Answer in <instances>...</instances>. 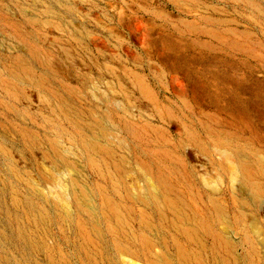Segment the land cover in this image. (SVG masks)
<instances>
[{
    "label": "rangeland",
    "instance_id": "rangeland-1",
    "mask_svg": "<svg viewBox=\"0 0 264 264\" xmlns=\"http://www.w3.org/2000/svg\"><path fill=\"white\" fill-rule=\"evenodd\" d=\"M0 264H264V0H0Z\"/></svg>",
    "mask_w": 264,
    "mask_h": 264
},
{
    "label": "bare ground",
    "instance_id": "bare-ground-1",
    "mask_svg": "<svg viewBox=\"0 0 264 264\" xmlns=\"http://www.w3.org/2000/svg\"><path fill=\"white\" fill-rule=\"evenodd\" d=\"M263 179V178H262Z\"/></svg>",
    "mask_w": 264,
    "mask_h": 264
}]
</instances>
